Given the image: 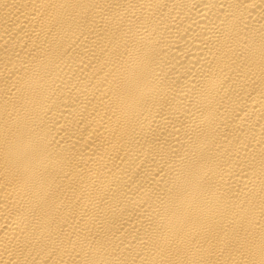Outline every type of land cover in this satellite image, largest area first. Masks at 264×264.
Listing matches in <instances>:
<instances>
[{
	"label": "bare ground",
	"instance_id": "obj_1",
	"mask_svg": "<svg viewBox=\"0 0 264 264\" xmlns=\"http://www.w3.org/2000/svg\"><path fill=\"white\" fill-rule=\"evenodd\" d=\"M0 264H264V0H0Z\"/></svg>",
	"mask_w": 264,
	"mask_h": 264
}]
</instances>
